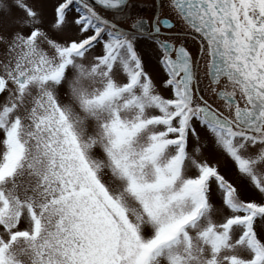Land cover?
I'll use <instances>...</instances> for the list:
<instances>
[{
	"label": "snow or ice",
	"instance_id": "1",
	"mask_svg": "<svg viewBox=\"0 0 264 264\" xmlns=\"http://www.w3.org/2000/svg\"><path fill=\"white\" fill-rule=\"evenodd\" d=\"M0 264H264V0H0Z\"/></svg>",
	"mask_w": 264,
	"mask_h": 264
}]
</instances>
